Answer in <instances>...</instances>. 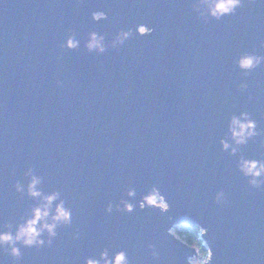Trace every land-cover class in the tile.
Masks as SVG:
<instances>
[{
  "label": "water",
  "instance_id": "1",
  "mask_svg": "<svg viewBox=\"0 0 264 264\" xmlns=\"http://www.w3.org/2000/svg\"><path fill=\"white\" fill-rule=\"evenodd\" d=\"M190 3L0 0V222L34 203L13 187L27 184L30 167L73 210L72 227L58 229L51 248H22L19 262L0 250L2 264H84L104 247L127 250L133 264H187L191 251L167 234L181 221L208 229L213 264H264V187L248 186L238 156L219 144L232 113L249 111L264 128V64L247 77L236 65L244 51L264 55V3L207 24ZM97 10L109 19L93 21ZM141 23L155 31L103 55L83 47L90 31L110 41ZM71 32L81 40L75 51L60 47ZM241 80L247 92L237 89ZM260 139L242 152L259 158ZM129 185L137 201L157 185L170 210L137 203L131 214H108Z\"/></svg>",
  "mask_w": 264,
  "mask_h": 264
},
{
  "label": "clouds",
  "instance_id": "2",
  "mask_svg": "<svg viewBox=\"0 0 264 264\" xmlns=\"http://www.w3.org/2000/svg\"><path fill=\"white\" fill-rule=\"evenodd\" d=\"M250 2L253 0H191L190 7L196 14V18L207 24L212 19L219 21L225 16L236 15L237 9L244 8L245 4ZM259 2L264 3V0ZM91 18L99 23L102 20H108L109 14L107 11L97 10L91 13ZM154 31L155 29L148 24L141 23L127 30L120 29L109 41L106 34L93 30L88 33L83 47L89 53L103 55L109 48L118 49L124 46L137 34L151 35ZM60 47L75 51L81 48V40L77 38L75 32H71ZM260 48H264V40L260 41ZM262 64H264V55L258 54L256 50L244 51L236 60V65L240 68L243 77L250 76ZM57 83L63 86L62 81ZM236 87L241 92H247L249 83L241 80ZM257 138H261L260 148L264 149V128L253 118L251 112L242 110L238 114L230 115L226 130L219 140L222 152L231 157L238 156L236 168L247 179L248 186L254 189L264 187V152L260 153L259 158H249L242 152V147L247 146L250 141L256 142ZM24 176L27 184L16 180L13 187L16 193L27 195L34 203L17 220L0 222V250L10 256L14 262L22 260V248L37 250L51 248L59 235L58 229L71 228L73 225V210L67 205L61 190L54 189L46 192L43 188L44 177L38 174L35 168H28ZM137 196L136 187L129 185L124 197L118 203L109 202L105 211L108 214H112L113 211L131 214L135 211L137 203L142 210L156 208L167 213L171 208L167 197L157 185L151 186L145 193L140 194L138 201ZM226 202V193L223 190L217 191L215 203L223 205ZM168 220L173 221V217L169 216ZM207 233L208 229L199 223L172 222L167 228L168 236L191 251V255L186 258L187 264H213L215 253L208 240L204 238ZM80 235V230L77 229L73 233V238L79 240ZM147 247L150 250L151 259L160 260L157 245L149 243ZM84 264H133V262L127 250L121 248V250L112 251L104 247L98 256L87 257Z\"/></svg>",
  "mask_w": 264,
  "mask_h": 264
}]
</instances>
